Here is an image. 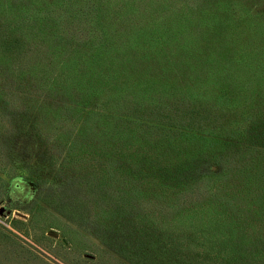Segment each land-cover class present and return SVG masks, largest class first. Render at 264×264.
Instances as JSON below:
<instances>
[{
  "label": "trees",
  "instance_id": "1",
  "mask_svg": "<svg viewBox=\"0 0 264 264\" xmlns=\"http://www.w3.org/2000/svg\"><path fill=\"white\" fill-rule=\"evenodd\" d=\"M0 168L85 181L143 260L264 264V0H0Z\"/></svg>",
  "mask_w": 264,
  "mask_h": 264
},
{
  "label": "rangeland",
  "instance_id": "2",
  "mask_svg": "<svg viewBox=\"0 0 264 264\" xmlns=\"http://www.w3.org/2000/svg\"><path fill=\"white\" fill-rule=\"evenodd\" d=\"M15 139L14 144L30 152L28 140ZM59 156L55 158L58 162ZM15 171L10 173L0 168V208H3L0 243L3 246L7 244L14 249L33 246L48 256L49 262L56 258L59 262L54 261L60 264H76L77 258L90 259L93 255L105 261L98 264H166L133 256L137 251L123 243L126 233L119 231L118 225H108L100 231L89 225V204L94 203V198H90L85 181L78 186L61 187L62 193L56 197L55 188L61 181L54 175V169L44 175L41 183ZM98 203H102L100 198Z\"/></svg>",
  "mask_w": 264,
  "mask_h": 264
},
{
  "label": "water",
  "instance_id": "3",
  "mask_svg": "<svg viewBox=\"0 0 264 264\" xmlns=\"http://www.w3.org/2000/svg\"><path fill=\"white\" fill-rule=\"evenodd\" d=\"M2 212H3V208H0V213H2ZM17 214L23 216L22 214H20V213H18V212H17ZM51 234H52V233H51ZM53 235L56 236V234H53Z\"/></svg>",
  "mask_w": 264,
  "mask_h": 264
}]
</instances>
